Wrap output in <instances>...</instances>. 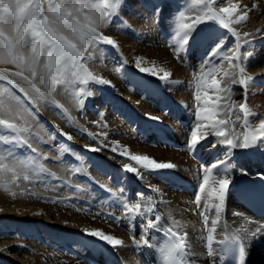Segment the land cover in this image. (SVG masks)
Listing matches in <instances>:
<instances>
[{
  "label": "bare ground",
  "instance_id": "obj_1",
  "mask_svg": "<svg viewBox=\"0 0 264 264\" xmlns=\"http://www.w3.org/2000/svg\"><path fill=\"white\" fill-rule=\"evenodd\" d=\"M125 1L132 3V0ZM202 1L205 4V0H192L187 13L183 11L185 17L177 23L194 25L192 35L195 40L189 37L190 46L184 50L185 54L188 53L187 59L185 58L187 64H183L184 66L181 65L182 63L179 64L178 60L176 63L174 59L176 53L171 54L167 51L168 48L161 44L153 25L145 21V18L132 19L128 16L127 28H131L132 31L128 33V36L119 31L117 27L119 25L110 23L101 29L105 35L117 42L118 49L135 70L158 83L157 90L161 89L165 97L163 100L166 99L164 107L157 106V100L156 104H152L154 100L151 95L148 97L151 101L144 102L147 96L143 95L142 98L143 93L137 92L141 87L139 85L122 87L115 75L117 69L99 58L103 47L101 45L98 46L100 50L93 53V57H97V60L87 61L85 67L94 76L110 81V84L97 83L95 87L90 84L91 100L84 107L77 105L69 90L61 92L58 86L57 93L53 94L58 107H61L62 112L64 111L69 117L73 127L62 118L60 111L57 113L52 109L53 105L47 102L34 105L41 112L42 118L41 115L40 117L37 115L34 119L29 117L31 131L23 133L22 136L35 145L43 141H37L34 136L41 135L44 138L45 134L54 133L56 138L46 140L53 151L36 150L37 162L46 168L47 172L36 173L29 181L20 180L19 187L8 183L10 174L0 173V185L7 184V190L0 186V249H6L0 251V264H155L151 247L141 246L143 251H137L136 246L133 245L129 233L132 218L123 214V204L128 201L137 202L136 193L138 192L146 193L153 198L155 214L163 218L161 221L163 228L159 231L153 230L149 236L158 235L159 232L164 234V229L175 220L185 226L184 231H187L190 236L194 230L197 232L203 230V235L206 237L207 230L204 229L202 218L198 213L194 215L191 209L196 207L193 203L194 196L198 192V185L203 182L204 170L221 160L225 164L209 175L212 179H216V171L221 174L227 171L232 184L231 191L226 194L225 211L217 233L214 235L217 239H222L228 234L223 230L224 226L234 220L237 224L242 222L233 217V212H241L245 217L264 222V217L256 216L250 210L249 198L240 194L242 190L247 189V184L264 180L260 178V174H264V150L250 148L248 150L234 149L229 152L227 146L219 143L222 138L214 136L206 127L198 130L196 128L198 123L201 125L208 123V121L197 119V107H211L209 97L211 100H216L217 95H224V93L216 92L211 81L215 78L220 81L221 87H224L229 80L224 73L232 70L228 62L222 61L221 58H216L213 63H209L210 52L207 38L210 35L222 37L221 43L224 47L233 51L236 40L217 21L206 18L205 13L209 10L204 7ZM207 2L217 12L220 7H229L234 3H238L241 7L245 4L249 6L248 20L230 26L241 34L242 44L245 39L251 40L250 45H244L240 50L243 53L244 48L247 47L248 51L254 52V55L242 65L246 68V74L254 77L248 82V106L252 111L264 115V31L257 32L258 29L264 30V0H224L223 4H219L216 0H207ZM252 5L256 7L253 8ZM198 17L203 19L195 23ZM245 32L253 35L243 37ZM221 55H231V52H222ZM137 59L140 60L139 67H137ZM140 67L157 72L163 68L164 71L170 72L171 76L166 81L160 80L148 72H141ZM209 69H212L210 74L198 82V77L209 72ZM5 70L12 73L19 69L12 64L0 63V72ZM81 73L88 78L86 73ZM159 74L163 75L162 72ZM0 83L11 87L5 82ZM107 85L111 87V91L113 90L112 96L106 90ZM71 88L73 92L78 91L76 87L71 86ZM232 89V100L237 103L242 102L244 88L237 84L232 85ZM154 91H156L155 88L152 92ZM205 92L208 96L204 95ZM197 94L201 96L200 102L195 100ZM205 101L208 103L206 104ZM127 108H131V114L134 117L132 120L129 116V119L125 118L130 115ZM146 114L160 119L151 120ZM204 114L201 113V115ZM140 118L144 122V137L135 134L131 128L132 125L138 127L136 123ZM250 121L253 127L258 126L259 117H250ZM239 123L241 122H237L236 128L238 134L241 132ZM193 130H197L199 136L208 134L206 139H201L190 149ZM69 136L71 139H68ZM56 139L60 140L56 141ZM62 142L68 144L67 149L71 148L74 156L77 155L74 150L82 151V159L76 156L75 166L66 165L61 160L65 152L62 150ZM36 147L38 148V145ZM112 147H117V151L112 152ZM92 148L99 150L92 151ZM125 149H127L126 154L120 155L119 153ZM68 152L66 151V154L69 155ZM137 155H147L157 162H171L176 167L149 172L130 159L131 156ZM0 156H6V153L0 152ZM42 156L47 157L45 165L41 159ZM86 156L89 160L91 159V164L83 160H86ZM49 160L59 161L60 164L54 166ZM103 161L106 166L96 165L102 164ZM126 165L137 168L138 172L127 171ZM240 169L246 170L248 174L243 175ZM212 187L213 185L209 183L206 189L210 190ZM21 188L26 190L24 195L19 194ZM153 188L158 191H153ZM121 189H124L123 194L120 192ZM12 192L17 193L15 198L11 195ZM207 202L213 204L218 201L208 200ZM203 203L204 198H202L201 206ZM149 218H153V213L147 214L145 222ZM213 218H215L214 209L209 220ZM135 225L134 232L138 239L143 228L139 217L135 219ZM84 229L102 230L105 234L122 239L123 244L113 248L103 241L86 236ZM192 247L197 253L206 252L202 241H193ZM200 264H209V261L202 258ZM247 264H264V238L252 244Z\"/></svg>",
  "mask_w": 264,
  "mask_h": 264
},
{
  "label": "snow or ice",
  "instance_id": "obj_2",
  "mask_svg": "<svg viewBox=\"0 0 264 264\" xmlns=\"http://www.w3.org/2000/svg\"><path fill=\"white\" fill-rule=\"evenodd\" d=\"M216 2L223 4L224 0H216ZM123 3L124 0H0V63L12 64L19 69L12 73H8L7 70L0 72V81H6L7 85L11 86L7 87L4 83H0V152L6 153V156H0V173L10 174L8 183L19 187L20 180L29 181L34 174L47 172V169L38 165L35 159L26 161L20 159L16 153V149L23 145L29 147L32 152H36V149L22 136L23 133H29L31 130L28 118L34 119L38 115V109H35L34 105L46 102L55 104L53 94L57 93L58 86L61 92H67L69 86H72L78 88V91L73 92V98L77 105L82 107L84 97L92 95L87 88L89 79L99 84H110L107 79L94 76L85 64L94 58L95 51L100 50L99 45L118 48L117 42L105 35L101 29L107 27L117 17L123 22L120 15ZM204 7L209 10L205 13L206 18L217 21L236 40L233 51L224 47L221 43L222 37L210 35L207 38L210 52L209 63H213L216 58H221L222 61L228 62L232 70L224 73V76L229 78L224 87H221L220 81L215 78L211 81L216 92L224 93V95H217L216 100H211L209 97L211 107H197V119L208 121V123L206 125L198 123L196 128L198 130L206 127L214 136L222 138L219 143L227 146L229 152L234 149L248 150L250 148L264 150V115L252 111L248 106V82L254 77L246 74V68L242 66L244 61L254 55V52L248 51L247 47L244 48L243 53L240 51L244 45H250L251 40L245 39L242 44L241 34L230 26L248 20L249 6L245 4L241 7L238 3H234L229 7H220L217 12L205 0ZM160 11H162L161 6H155L154 15H158ZM179 17L184 18L185 13L179 12ZM202 19L203 17H198L195 23L201 22ZM193 31L194 25L187 23L176 29L175 35L180 43V47L176 49L177 58L181 50H187L190 46L189 37L195 40ZM260 31L264 30H257V32ZM251 35L253 34L243 33V37ZM222 52H231V55L222 56ZM136 63L139 67L140 60L137 59ZM139 70L165 81L171 76V73L164 71L163 68L159 72L143 67ZM211 71L212 69H209V72L198 77V82ZM80 72L86 73L88 78L81 77ZM160 72L163 75H160ZM237 84L244 88L243 100L239 103L232 100V85ZM204 95L208 96V93L205 92ZM195 100L200 102L201 96L197 94ZM205 103L207 104L208 101ZM201 113L205 114L201 115ZM146 115L151 120L160 119L157 116ZM250 117H259L258 126L253 127ZM237 122H241L239 134L236 132ZM229 125L231 127H228ZM197 130L191 132L190 149L201 139L207 138L208 133L199 136ZM68 139H71V136ZM111 151L116 152L117 147H112ZM126 152L127 149L119 154L125 155ZM130 159L149 172L176 167L171 162H157L147 155L131 156ZM224 164L225 162L221 160L204 170L203 182L198 185V192L194 196L193 203L196 207L191 211L194 215L198 213L202 218L204 229L207 230L206 237L203 235V230L199 232L194 230L190 236L187 231H184L185 226L174 220L164 229L166 239L157 249L158 264H200L202 258L207 259L209 264H247L252 244L264 238V222L245 217L241 212H233V217L242 222L237 224L234 220L224 226L223 230L228 234L222 239H217L214 235L217 233L225 211L226 194L231 191L232 180L227 171L223 174L216 171V179H212L209 173L218 170ZM125 168L130 172H138L137 168L128 165ZM240 171L243 175L248 174L244 169ZM260 178L264 179V174H260ZM209 183L213 185L210 190L206 189ZM0 186L7 190V184ZM152 190L158 191L156 188ZM25 191L21 188L19 194L24 195ZM120 192L123 194L124 189ZM240 194L245 198H254L258 195L260 204L264 207V190L257 194L244 189ZM11 195L15 198L17 193L12 192ZM136 196L137 202L128 201L122 206L123 214L132 218L129 233L133 245L136 246L137 251H143L141 246L157 248L156 245H151V240L155 239V236H149V233L163 228L161 223L163 218L155 214L153 198L150 195L138 192ZM202 198H204L203 206H201ZM208 200L218 202L209 204ZM213 209L215 218L209 220L210 215H213ZM149 213H153V218L145 222ZM137 217L143 224L138 239L134 232ZM83 231L86 236L103 241L113 248L123 244L122 239L105 234L102 230L84 229ZM196 240L204 243L205 253H197L194 250L192 244ZM5 250L0 249V251Z\"/></svg>",
  "mask_w": 264,
  "mask_h": 264
},
{
  "label": "rangeland",
  "instance_id": "obj_3",
  "mask_svg": "<svg viewBox=\"0 0 264 264\" xmlns=\"http://www.w3.org/2000/svg\"><path fill=\"white\" fill-rule=\"evenodd\" d=\"M150 1V2H149ZM152 1V2H151ZM181 1V2H180ZM183 2V3H182ZM192 2V0H132V3H128L127 1H125L122 6V10L120 12V15L122 16L123 18V21L124 23L122 22V20L117 17V18H114L111 22V24L113 25H119L117 26L119 31L125 35V36H128V33H132V31L130 30L131 28H127V18L128 16L131 17L132 19H141L142 20L145 18V21L147 22H151V24L153 25L155 31H156V35L159 37L160 39V42L161 44L167 49V51L171 54H175L174 55V59L176 61V63L178 62L179 64L183 65V64H187V61H185V58L187 59V55L188 53L185 54V51L184 50H181L179 52V57L177 58V51L176 49L180 47V43H179V40L178 38L176 37L175 35V31L174 29H177L180 28L181 24H177L178 22L181 21V18L179 17V12H185L187 13L189 7L191 6L190 3ZM142 3V4H141ZM180 3V4H179ZM202 3L204 4V1H202ZM201 3V4H202ZM127 4V5H126ZM151 4V5H150ZM156 4V5H155ZM184 4V5H183ZM161 6L162 8V11H160V13L157 15H154V8L155 6ZM163 5V6H162ZM181 5V6H180ZM186 5V6H185ZM138 6V7H137ZM144 7V8H143ZM180 7V8H179ZM188 7V8H186ZM131 9V10H129ZM142 9V10H141ZM151 9V10H150ZM178 9V10H177ZM184 9V10H182ZM174 12V13H173ZM145 13V14H144ZM151 13V14H150ZM176 13V14H175ZM149 14V15H148ZM132 15V16H131ZM158 19H157V17ZM162 16V17H161ZM135 17V18H134ZM150 17V18H149ZM153 19L155 21H153ZM121 20V21H120ZM161 20V21H160ZM126 23V24H125ZM162 24V25H161ZM164 24V25H163ZM170 25V26H169ZM177 26V27H176ZM159 27V28H158ZM171 28V29H170ZM126 30V31H125ZM130 30V31H129ZM161 30V31H160ZM125 31V32H124ZM164 31V32H163ZM166 31V32H165ZM168 34V35H167ZM173 34V35H172ZM165 35V36H164ZM164 36V37H163ZM170 36L172 38H170ZM176 38V39H175ZM176 40V41H175ZM179 43V44H177ZM175 44V46H174ZM168 45V46H167ZM172 45V46H171ZM179 45V46H177ZM103 46L102 47V52L101 53V56L99 58H101L104 62H109L111 64L112 67L116 68L117 70H115V75H116V78L118 80V82L120 83V85L124 88H128L129 86L131 87L132 84H136V85H139L141 86L140 89L137 91L139 94H142V98H143V95H146V99L144 100L145 101H151L150 99H148L149 95H151V98L152 100V104H156V100H157V106L159 107H164V102L165 100H163L165 97L163 95V91H160L161 89L158 88L157 90V87H158V83L151 80L149 77L143 75L142 73L138 72L137 70L134 69V67H132L129 62H127V60L125 59V57L122 55V53L120 52V50L118 48H114L110 45H101ZM106 46V47H105ZM110 46V47H109ZM170 46V47H169ZM105 47V48H104ZM172 51H171V50ZM104 51V53H103ZM117 54H116V52ZM173 52V53H172ZM185 54V55H184ZM120 56V57H119ZM176 56V57H175ZM124 57V58H123ZM182 57V59H180ZM105 58V59H104ZM107 58V59H106ZM109 58V59H108ZM94 61L97 60V57L94 56ZM178 60V61H177ZM120 62V63H119ZM113 63V64H112ZM121 64V65H120ZM123 64V65H122ZM127 66V67H126ZM184 66V65H183ZM123 67V69L121 68ZM120 68V69H119ZM122 69V70H121ZM133 70V71H132ZM136 71V72H135ZM131 73V74H130ZM80 76L81 77H84L82 75V73L80 72ZM124 76V77H123ZM85 78V77H84ZM143 78V79H142ZM122 80V81H121ZM90 81V80H89ZM145 81V82H144ZM0 82H5L7 83L6 81H0ZM94 82V81H93ZM124 82V83H123ZM126 82V83H125ZM145 84H144V83ZM141 83V84H140ZM90 84L95 87L94 85H97V83H93L90 81L89 84L87 85V88L90 90ZM143 84V85H142ZM146 85V86H145ZM100 86V85H99ZM149 86V87H148ZM155 86V87H154ZM111 87H109L108 85L106 86V90L107 92L109 93L110 96L113 95V90L111 91L110 90ZM153 88H155L156 91L152 92L153 91ZM69 92H71L73 94V89L71 88V86H69ZM13 91H17L15 89H13ZM145 93V94H144ZM162 93V94H161ZM17 94L21 95L20 93L17 92ZM22 96V95H21ZM89 97V98H88ZM159 99V100H158ZM91 100V96L88 95L86 97H84V103H83V107L84 105L89 101ZM51 106L53 105L54 107H52V109L56 110V112L58 113V111H60V113L62 114V118L68 122V125L69 126H72L73 127V123H71V120L69 119V117L67 115H65L64 111L62 112V108L61 107H58L59 105L55 102V104L53 103H49ZM35 109H38L36 106H33ZM123 109H124V106L122 105ZM115 108V107H114ZM58 109V110H57ZM61 109V110H60ZM127 110L129 111L130 115H127L125 118L132 120V118H134L132 116V111H131V108H127ZM38 115L40 117L41 115V118H42V114L41 112L39 111L38 109ZM67 116V117H66ZM129 116V117H128ZM68 118V119H67ZM141 121V122H140ZM70 122V123H69ZM67 126V127H69ZM136 126L138 127H132L133 128V132H135V134H138V135H143V137L145 136L143 134V128H144V122L142 120V118L139 119V122L136 123ZM50 128V127H49ZM137 129V131H136ZM50 130V129H49ZM57 130V129H56ZM141 130V132H140ZM31 131V130H30ZM142 133V134H141ZM45 137L43 138L41 135L39 137H36L34 136V139L37 138V141L41 142L39 144L36 143V145H38V148L36 147L35 143H33L32 141L29 142L33 148H35L36 150H42L44 152H51L53 151L52 148L50 149L49 145H48V141H50V139H52L53 137L56 138V134L54 133H51V134H45L44 135ZM50 136H52L50 138ZM41 138V140H40ZM54 138V139H55ZM32 139H33V136H32ZM48 140V141H46ZM60 139H56V141H58ZM62 150H64L65 152H63V155L61 156V160L66 163V165H69V166H75V160L77 159L76 156H79L81 157L82 159V156H81V153L82 151L81 150H78L77 148V151L74 150L75 152V155L77 153L76 156L72 155L73 154V151H71V148L67 149V143L66 142H62ZM42 144V145H41ZM34 145V146H33ZM41 145V146H40ZM64 145V146H63ZM28 149V150H26ZM19 152H18V151ZM21 151V152H20ZM30 151V152H29ZM66 151L69 153L66 154ZM16 153H18V157L20 159H23V160H26V161H32V160H36V162L38 161L37 159V154L36 152H32L31 149L29 147H27L26 145H23L21 146V148H17L16 149ZM21 153V154H20ZM26 153V154H25ZM80 153V154H79ZM27 155V156H26ZM24 156V157H23ZM35 156V157H34ZM74 159H73V157ZM23 157V158H22ZM72 157V158H71ZM67 158V159H66ZM76 158V159H75ZM85 158V157H84ZM42 161H43V164L45 165V161L47 159V157H41ZM73 159V160H72ZM86 163H90L91 164V159L89 160V158H87L86 156V160L83 159ZM79 161V160H78ZM49 162L54 165V166H59L60 162L59 161H50ZM84 162V163H85ZM38 163V162H37ZM39 165V163H38ZM97 166H106L105 162L103 161L102 164H96Z\"/></svg>",
  "mask_w": 264,
  "mask_h": 264
}]
</instances>
